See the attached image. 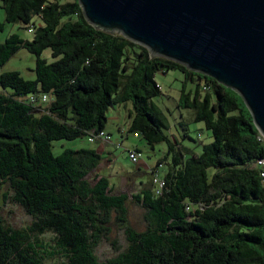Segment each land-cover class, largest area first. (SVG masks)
Wrapping results in <instances>:
<instances>
[{
  "label": "trees",
  "instance_id": "obj_1",
  "mask_svg": "<svg viewBox=\"0 0 264 264\" xmlns=\"http://www.w3.org/2000/svg\"><path fill=\"white\" fill-rule=\"evenodd\" d=\"M0 6L5 22L33 31L31 40L10 34L0 42V206L11 200L32 218L14 228L0 215V264L56 258L103 264L94 248L112 222L127 245L104 264H264V184L255 165L264 156V139L237 93L151 57L121 34L94 28L78 0H0ZM20 48L35 55L34 79L1 71ZM46 48L50 62L41 55ZM171 69L198 80L193 91L183 83L178 101L210 131L212 140L198 154L168 133L154 100L161 92L156 73ZM128 102L127 132L140 134L152 149L165 145L157 161L167 166L163 176L152 172L148 185L131 194L147 211L141 230L128 220L127 193H113L106 175L88 178L102 160L97 149H52L54 140L105 131L109 107ZM129 150L141 157L138 148Z\"/></svg>",
  "mask_w": 264,
  "mask_h": 264
},
{
  "label": "water",
  "instance_id": "obj_2",
  "mask_svg": "<svg viewBox=\"0 0 264 264\" xmlns=\"http://www.w3.org/2000/svg\"><path fill=\"white\" fill-rule=\"evenodd\" d=\"M86 21L237 93L264 138V0H78Z\"/></svg>",
  "mask_w": 264,
  "mask_h": 264
},
{
  "label": "rangeland",
  "instance_id": "obj_3",
  "mask_svg": "<svg viewBox=\"0 0 264 264\" xmlns=\"http://www.w3.org/2000/svg\"><path fill=\"white\" fill-rule=\"evenodd\" d=\"M0 21L4 23L3 29L0 30V42H3L10 34H17L25 40L32 39L33 31H31L29 26L18 22H5V13L1 6ZM41 55L49 62L54 59L51 56L49 48L44 49ZM34 67L35 55L25 48H20L2 66L1 71L17 70L25 79H34ZM155 79L160 85L161 92L154 100L162 108L167 117L169 122L168 133L176 135L182 145L192 149L197 154L200 153L202 145L212 140L210 131L206 129L203 122L191 120L190 109L178 106L183 83L185 82L187 90L193 91L198 80L191 81L185 79V74L178 69H171L166 72L158 71ZM130 109H132L130 102L127 105L116 104L109 107L105 130L110 134V139L106 145L104 144V152L101 154L102 160L90 172L88 178L94 182V178L98 175H106L110 179L113 193H127L129 196L126 202L128 220L136 230H141L146 225L145 216L147 211L134 201L131 194L139 192L141 188L148 185V179H150L152 172H155L158 176H163L167 166L164 162L161 165L157 163L163 157L165 151L164 144H155L152 149L140 134L127 132V115ZM185 132L186 134L184 135ZM52 144L54 154H58L65 147L73 149L81 147L102 149L98 142L91 143L86 136L75 140H54ZM130 148H138L140 150L141 157L139 161L133 162L129 158L127 150ZM0 215L6 224L14 228H24L32 220L31 215L22 206L11 200L2 203ZM44 236L45 241H49L52 234L48 232ZM126 245L127 241L123 230L116 223L112 222L110 224V231L94 248V253L98 261L104 264L108 259L115 257L119 252L123 251ZM49 264H63V259L56 258V260L49 261Z\"/></svg>",
  "mask_w": 264,
  "mask_h": 264
},
{
  "label": "built area",
  "instance_id": "obj_4",
  "mask_svg": "<svg viewBox=\"0 0 264 264\" xmlns=\"http://www.w3.org/2000/svg\"><path fill=\"white\" fill-rule=\"evenodd\" d=\"M46 99V95L43 96V100ZM260 135V134H259ZM261 138L262 135H260ZM96 139H99V140H104V141H108L110 139L109 135L101 130L97 133H91L90 136L88 137V140L90 142H93L94 140ZM264 139V138H263ZM128 156L129 158L132 160V161H137L140 157V153L137 152L136 150H129L128 151ZM255 165L259 167V170H260V176L262 178V183L264 184V156L258 158L255 162ZM157 182L159 184V186H162L163 185V181L160 180V179H157Z\"/></svg>",
  "mask_w": 264,
  "mask_h": 264
},
{
  "label": "crops",
  "instance_id": "obj_5",
  "mask_svg": "<svg viewBox=\"0 0 264 264\" xmlns=\"http://www.w3.org/2000/svg\"><path fill=\"white\" fill-rule=\"evenodd\" d=\"M128 112H130V110L128 111ZM128 116V115H127ZM105 131H107V130H105ZM108 132V131H107ZM96 142H98L99 144H100V147L102 148V149H98V151L102 154L103 152H104V146L108 143V141H104V140H97ZM94 143V142H93ZM105 144V145H104ZM109 153V152H108Z\"/></svg>",
  "mask_w": 264,
  "mask_h": 264
}]
</instances>
